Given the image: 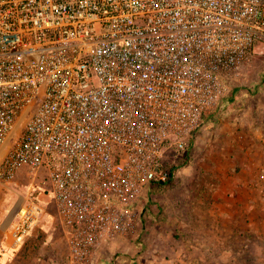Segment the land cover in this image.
Listing matches in <instances>:
<instances>
[{"label":"built area","instance_id":"built-area-1","mask_svg":"<svg viewBox=\"0 0 264 264\" xmlns=\"http://www.w3.org/2000/svg\"><path fill=\"white\" fill-rule=\"evenodd\" d=\"M263 42L264 0H0V182L30 185L15 247L45 184L66 264H95L169 181V151L224 112Z\"/></svg>","mask_w":264,"mask_h":264},{"label":"rangeland","instance_id":"rangeland-1","mask_svg":"<svg viewBox=\"0 0 264 264\" xmlns=\"http://www.w3.org/2000/svg\"><path fill=\"white\" fill-rule=\"evenodd\" d=\"M243 77L234 93L243 99L240 107L210 119L184 150L169 151L170 184L149 190L133 228L103 245L95 264H264V163L257 159L264 154V113L257 110L264 103V42ZM252 120L259 132L248 126ZM230 166L255 170L225 176ZM29 190L25 178L0 182V264H66V239L45 184L33 193L41 210L29 236L17 247L9 238Z\"/></svg>","mask_w":264,"mask_h":264},{"label":"crops","instance_id":"crops-1","mask_svg":"<svg viewBox=\"0 0 264 264\" xmlns=\"http://www.w3.org/2000/svg\"><path fill=\"white\" fill-rule=\"evenodd\" d=\"M236 94V93H235ZM233 95L232 94V96H231V99H233L234 97L236 98V100H237V102H235V104H233V106H235V107H233L232 106V103H231V101L229 102V103H227V105H226V108L224 109V112H225V114L226 113H229L230 112V114L233 112V110H234V108L236 109V108H239L240 107V103L243 101V99H242V97H241V95L240 96H236V95ZM263 95H264V93H263ZM230 99V100H231ZM258 109V111H261L262 113H264V103H262L261 105H259L258 107H257ZM242 111L244 110V111H246L247 109L246 108H240ZM216 117V116H215ZM248 126H250L251 127V129H256L258 132H259V129H261V126H259V124H258V121H253L252 120V122L250 123H248ZM253 142H254V140H253ZM259 144L261 145V144H263L264 145V138H262L261 139V141L259 142ZM252 155V154H251ZM251 155H250V153L249 154H247V155H244V157L247 159V158H251ZM243 157V158H244ZM257 159H259L260 160V165L262 164V162L264 163V154H262V155H259L258 157H257ZM232 168H234V167H232V166H230V167H226V170H225V176H227L228 175V173L230 174V175H239V173L241 172V171H244V172H246L247 174H253V172H254V168H253V166L252 167H249V168H246V167H241V168H234L235 170H232ZM256 175H258V174H256ZM230 184H232V186H234L235 187V184H238L236 181L234 182V181H231L230 182ZM246 185V184H245ZM246 187V186H245ZM220 189V188H219ZM218 189V190H219ZM228 189H230V188H228ZM225 190V189H224ZM231 190V189H230Z\"/></svg>","mask_w":264,"mask_h":264},{"label":"trees","instance_id":"trees-1","mask_svg":"<svg viewBox=\"0 0 264 264\" xmlns=\"http://www.w3.org/2000/svg\"><path fill=\"white\" fill-rule=\"evenodd\" d=\"M191 139H192V138H191ZM190 141H191V140H190ZM172 178H173V171H172V168H170V172H169V181H167V182H161V183H159L158 185H159V186H165V185H167V184H170ZM158 185H157V186H158Z\"/></svg>","mask_w":264,"mask_h":264}]
</instances>
